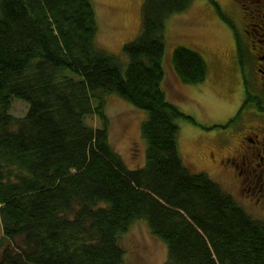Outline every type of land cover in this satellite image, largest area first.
<instances>
[{
	"label": "trees",
	"instance_id": "16d2710c",
	"mask_svg": "<svg viewBox=\"0 0 264 264\" xmlns=\"http://www.w3.org/2000/svg\"><path fill=\"white\" fill-rule=\"evenodd\" d=\"M192 1L144 0L123 68L97 43L93 0H0V264H123L140 220L167 244L165 264H264V221L180 150L178 121L193 118L163 87L165 28ZM172 62L186 82L207 76L187 45ZM112 92L147 112L144 165L111 141Z\"/></svg>",
	"mask_w": 264,
	"mask_h": 264
},
{
	"label": "rangeland",
	"instance_id": "374dc122",
	"mask_svg": "<svg viewBox=\"0 0 264 264\" xmlns=\"http://www.w3.org/2000/svg\"><path fill=\"white\" fill-rule=\"evenodd\" d=\"M93 1L99 24L97 43L117 54L123 68H126L129 58L123 46L125 42L136 38L142 29L144 0ZM218 1L229 4V0ZM224 22L213 0H193L185 10L167 18L163 87L169 99L194 117L193 120L178 121V141L184 161L195 171H207L227 191L239 198L238 187H242L239 183L242 176L239 177L236 171H225L220 164L214 165L209 154L213 149L218 158L226 150L248 146L247 141L239 142L236 136V130L242 126L239 119L230 118L226 126L221 125L223 118L230 117L237 105V83L241 80L236 75L232 77L238 59L231 32ZM179 45L194 48L204 56L208 66L205 81L189 83L180 77L172 62V53ZM28 106V101L14 97L12 112L24 115ZM106 108L110 116L112 143L130 167L144 165L147 140L142 135L141 126L147 115L146 110L113 92L107 95ZM90 121L97 124L98 118L91 116ZM227 152L230 155L232 151ZM230 166L233 167L232 164ZM259 168L255 171L262 170ZM251 198H243L245 201L240 198V202L253 217L264 221V206H258L257 199ZM2 235L0 213V237ZM121 242L126 251L123 264H165L168 259L167 244L154 235L143 220L133 223L123 234Z\"/></svg>",
	"mask_w": 264,
	"mask_h": 264
},
{
	"label": "flooded vegetation",
	"instance_id": "af4514ba",
	"mask_svg": "<svg viewBox=\"0 0 264 264\" xmlns=\"http://www.w3.org/2000/svg\"><path fill=\"white\" fill-rule=\"evenodd\" d=\"M219 6L221 9L225 5L219 3ZM221 10L226 15V18H222L231 32L233 48L238 59L237 69L232 77L236 75L237 79H241L237 83V105L232 115L222 121L226 126L231 121L230 118L239 119L242 126L236 130V136L239 137V142L247 141L248 146L226 150L218 158L213 149L209 154L214 165L220 164L225 171H236L239 177L242 176L239 182L242 187L237 185L240 190L239 198L245 201L243 198L255 197L258 201L256 204L263 207L264 0H229V4ZM215 144L219 147V144ZM227 151L232 152L229 155ZM258 167L262 170L255 171Z\"/></svg>",
	"mask_w": 264,
	"mask_h": 264
},
{
	"label": "bare ground",
	"instance_id": "6f19581e",
	"mask_svg": "<svg viewBox=\"0 0 264 264\" xmlns=\"http://www.w3.org/2000/svg\"><path fill=\"white\" fill-rule=\"evenodd\" d=\"M216 1H217V0H216ZM219 3L225 5L222 1H217V2L215 3V5L217 6V9H218V10L220 9ZM225 6H226V5H225ZM225 6H224V7H225ZM221 9H223V8H221ZM221 9H220V10H221ZM220 10H219V11H220ZM222 12H223V11H222ZM220 14H221V13H220ZM221 16H222V15H221ZM206 78H207V76H206ZM206 78H205V80H206ZM205 80H204V81H205ZM167 97H168V96H167ZM170 100H171V99H170ZM171 101H172V100H171ZM185 113H186V112H185ZM186 114H187V113H186ZM188 115H189V114H188ZM192 118L194 119L193 116H192ZM180 119H188V118H180ZM193 119H191V120H193ZM223 123H224V122L222 121V124H221V125H222V126H225ZM228 123H229V122H228ZM228 123H227V124H228ZM206 172H207V171H206ZM207 173H208V172H207ZM208 174H209V173H208ZM209 175H210V174H209ZM210 176H211V175H210ZM211 177H212V176H211ZM212 178H213V177H212ZM214 179H215V178H214ZM215 180H216V179H215ZM217 181H218V180H217ZM218 182L221 184L220 181H218ZM221 185H222V184H221ZM222 187H223V185H222ZM223 188H224V187H223ZM228 192H229V191H228ZM230 193L233 194L232 192H230ZM233 195L235 196V194H233ZM235 197H236V196H235ZM236 198H237V197H236ZM237 199H239V201H240V198H237Z\"/></svg>",
	"mask_w": 264,
	"mask_h": 264
}]
</instances>
